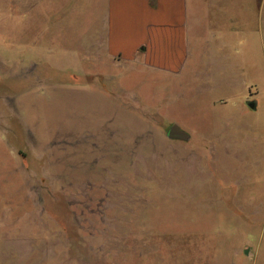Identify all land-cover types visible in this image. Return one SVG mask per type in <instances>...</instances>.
I'll return each instance as SVG.
<instances>
[{
    "label": "rangeland",
    "instance_id": "374dc122",
    "mask_svg": "<svg viewBox=\"0 0 264 264\" xmlns=\"http://www.w3.org/2000/svg\"><path fill=\"white\" fill-rule=\"evenodd\" d=\"M94 14L0 0V264H251L248 249L264 264V218L247 227L221 197L248 170L209 149L213 112L171 79L94 61L80 47Z\"/></svg>",
    "mask_w": 264,
    "mask_h": 264
},
{
    "label": "crops",
    "instance_id": "0c3cea01",
    "mask_svg": "<svg viewBox=\"0 0 264 264\" xmlns=\"http://www.w3.org/2000/svg\"><path fill=\"white\" fill-rule=\"evenodd\" d=\"M88 2L95 14L81 49L96 62L102 55L171 79L188 87L184 93L195 94L200 108L207 104L215 121L209 149L217 157L228 145L236 164L248 170L232 180L237 190L221 197L237 199L238 210L250 214L240 220L258 227L264 218V0ZM100 44L101 52L92 49ZM256 252L247 251L251 264Z\"/></svg>",
    "mask_w": 264,
    "mask_h": 264
},
{
    "label": "water",
    "instance_id": "95a60500",
    "mask_svg": "<svg viewBox=\"0 0 264 264\" xmlns=\"http://www.w3.org/2000/svg\"><path fill=\"white\" fill-rule=\"evenodd\" d=\"M167 135L170 139H179L183 141H187L190 139L189 133H187L178 125L171 126L167 132Z\"/></svg>",
    "mask_w": 264,
    "mask_h": 264
}]
</instances>
